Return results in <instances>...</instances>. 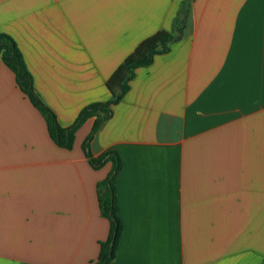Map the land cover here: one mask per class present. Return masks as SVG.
<instances>
[{
	"label": "crops",
	"instance_id": "1",
	"mask_svg": "<svg viewBox=\"0 0 264 264\" xmlns=\"http://www.w3.org/2000/svg\"><path fill=\"white\" fill-rule=\"evenodd\" d=\"M0 0V34L22 53L62 128L112 99L139 44L177 36L134 70L89 143L117 152L123 232L111 264H264V0ZM50 137L0 61V264H89L108 239L83 144Z\"/></svg>",
	"mask_w": 264,
	"mask_h": 264
},
{
	"label": "trees",
	"instance_id": "2",
	"mask_svg": "<svg viewBox=\"0 0 264 264\" xmlns=\"http://www.w3.org/2000/svg\"><path fill=\"white\" fill-rule=\"evenodd\" d=\"M191 0L183 3V10L187 11ZM177 39L172 32L159 31L143 40L139 46L131 53L119 68L113 73L108 81V88L112 99L107 102L92 103L80 112L75 122L68 128H62L55 113L41 100L37 94L33 78L28 71L21 51L14 39L4 33L0 34V61L3 62L15 75V80L20 90L37 108L47 123V129L52 140L61 148L71 150L74 143L75 133L84 122L95 117L90 134L87 136L83 149L89 164L94 169L101 168L105 163H112V170L107 177L97 184V195L100 213L110 222L108 239L100 244L98 258L89 264H111L115 259L117 247L119 245L123 224L117 212L115 181L121 170L122 162L117 152L109 151L102 157L95 159L88 151L89 143L96 132L112 114V108L123 97L129 89V81L134 76V70L151 64L153 57L158 54L168 52L170 44Z\"/></svg>",
	"mask_w": 264,
	"mask_h": 264
}]
</instances>
